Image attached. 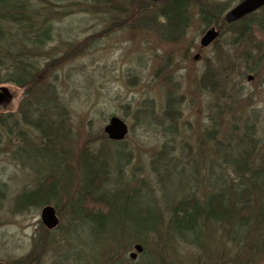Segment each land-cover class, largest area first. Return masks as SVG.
Masks as SVG:
<instances>
[{
    "label": "trees",
    "instance_id": "trees-1",
    "mask_svg": "<svg viewBox=\"0 0 264 264\" xmlns=\"http://www.w3.org/2000/svg\"><path fill=\"white\" fill-rule=\"evenodd\" d=\"M73 6L86 12H102L107 22L136 15V24L153 26L167 42L186 38L194 12L203 26H216L220 30L219 38L227 35L225 41L231 54L230 50L229 53L218 50L219 57L212 67L204 69L198 82L211 96L206 139L212 141L218 133L228 139L214 142L209 147L212 154L193 157L195 186L183 183L179 199L165 201L164 206L158 201L152 209L138 207L134 212L118 206L119 202H131L141 189L134 188L133 193L115 187L108 189L109 163L100 160L98 154L90 159L84 154L81 180L72 196L67 191L71 176L66 166L62 172L52 173L55 176L49 177L51 173L44 176L36 188L21 194L22 208L51 203L59 208L61 195L69 194L74 198L67 207L70 226L77 223L75 217L94 223L98 229L113 223L114 233L103 239L98 253L94 251L91 264H182L189 258L192 264H264V147L258 148L260 142L264 143V135L255 137L257 118L254 121L243 113L248 93L237 82L248 71L256 73L254 68L258 65L246 69L243 66L257 47L252 45L255 32L264 31V7L228 24L224 15L229 8L217 0H0V84L24 89L19 111L23 122L45 140L44 147L38 149L54 150L58 146L63 154L68 150L58 142L59 138L66 128L70 133L72 129L58 85L59 74L54 72L53 65L61 50L57 43H52L56 39L57 21L69 15ZM182 102L183 99L170 94L163 111L165 116L157 121L178 119ZM152 111L155 109L151 104L142 109L145 114ZM229 115L231 121L223 125ZM0 120L4 122L3 118ZM232 145L240 147L239 152L222 151ZM166 157L168 154H160L154 160L156 172H160L157 164ZM66 160L63 156L62 161ZM174 162L176 169L177 161ZM68 175L69 180L65 179ZM147 183H144L147 187L154 188ZM61 187L66 190L61 191ZM42 229L40 242L34 243L35 252L44 245L60 251V244L68 242L64 232L59 240L51 237V230ZM137 243L142 244L143 250L133 260L126 254ZM62 253L69 263L67 253ZM38 260L37 254L30 253L17 263L36 264Z\"/></svg>",
    "mask_w": 264,
    "mask_h": 264
},
{
    "label": "rangeland",
    "instance_id": "rangeland-1",
    "mask_svg": "<svg viewBox=\"0 0 264 264\" xmlns=\"http://www.w3.org/2000/svg\"><path fill=\"white\" fill-rule=\"evenodd\" d=\"M217 1L230 8L240 0ZM71 9L69 15L57 21L56 39L52 43H57L61 50L53 65L54 72L59 74L58 85L70 113L72 129L70 133L66 128L58 142L65 144L68 153L63 154L58 146L54 150L38 149L44 147L45 140L36 129L23 122L19 111L25 97L24 89L0 84V88L5 85L11 93V99L0 104V118L4 120H0V262L3 264H18L30 253L39 256L36 264H91L94 251L98 253L103 239L114 233L115 226L111 222L98 229L94 223L75 217L77 223L69 225L67 218L71 215L67 207L74 200L70 196L78 190L84 154L89 159L98 154L100 160L109 163L108 189L115 187L126 193H133L137 187L141 189L131 202L118 204L134 212L138 207L152 209L158 201L164 206L165 201L178 200L183 183L195 186L193 157L212 154L209 147L214 142L228 139L219 133L212 141L206 139L211 96L198 82L204 69L212 67L219 57L218 50L229 53L231 47L225 41L227 35L217 36L207 47H201V39L208 28L202 25L195 12L186 38L180 42H167L153 26L136 24V15L128 14L115 22H107L102 12H86L79 6ZM253 39L252 45L257 47L243 69L258 65L254 68L257 74L248 71L246 77L237 82L248 93L243 113L254 121L257 118V135L251 137L259 138L264 135V31L255 32ZM223 63L226 66L225 60ZM170 94L183 99L179 105L180 117L176 120L164 118L165 121L159 123L157 120L165 116L163 111ZM150 104L155 111L143 113L142 109ZM112 115L120 116L128 125L129 132L122 141H112L104 133V126ZM229 121L230 115L223 125ZM263 147L264 143L260 142L258 148ZM239 150L240 147L232 145L223 147L222 151L235 154ZM160 154H168L172 160L166 157L159 162L160 172H156L153 162ZM63 156L67 157L65 162ZM200 157L208 162L203 155ZM174 160L177 161L176 169ZM64 169L71 176L67 186L71 194L61 195L59 208L51 203L60 221L56 228L49 229L41 219L45 204L23 209L21 194L36 188L44 176L50 173L49 177L55 176L54 172ZM69 175L65 179L69 180ZM146 182L154 188L147 187ZM60 190L66 189L61 187ZM42 227L52 231V238L59 239L64 232L68 242L60 244V251L44 245L35 252L37 246L34 243L40 242ZM64 251L69 256V263L64 260ZM131 251L134 247L127 251L130 259ZM192 253L194 255L195 251ZM190 260H184L182 264H192Z\"/></svg>",
    "mask_w": 264,
    "mask_h": 264
},
{
    "label": "water",
    "instance_id": "water-1",
    "mask_svg": "<svg viewBox=\"0 0 264 264\" xmlns=\"http://www.w3.org/2000/svg\"><path fill=\"white\" fill-rule=\"evenodd\" d=\"M263 6L264 0H241L226 13L225 18L228 22H233L258 10ZM218 34L219 32L214 27H210L203 35L201 39V45H209L218 36ZM197 58L198 54L195 56V59ZM249 78H252V76H249ZM1 89L3 92L0 93V102L6 98L7 94L6 88L3 87ZM104 131L107 133L110 139L122 140L128 133V126L121 117L118 115H112L109 118V122L105 125ZM41 219L43 224L50 229L55 228L59 223L55 208L52 205H46L42 208ZM134 249V251L130 252V257L133 259L137 258L138 253L142 252L143 246L142 244L137 243L135 244ZM0 264L3 263L0 262Z\"/></svg>",
    "mask_w": 264,
    "mask_h": 264
}]
</instances>
